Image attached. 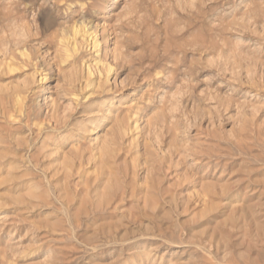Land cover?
<instances>
[{
    "label": "rangeland",
    "instance_id": "obj_1",
    "mask_svg": "<svg viewBox=\"0 0 264 264\" xmlns=\"http://www.w3.org/2000/svg\"><path fill=\"white\" fill-rule=\"evenodd\" d=\"M0 264H264V0H0Z\"/></svg>",
    "mask_w": 264,
    "mask_h": 264
}]
</instances>
